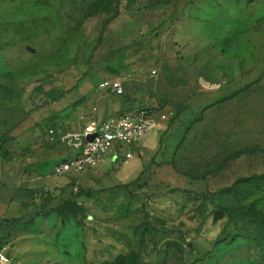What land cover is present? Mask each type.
Listing matches in <instances>:
<instances>
[{
  "label": "rangeland",
  "instance_id": "1",
  "mask_svg": "<svg viewBox=\"0 0 264 264\" xmlns=\"http://www.w3.org/2000/svg\"><path fill=\"white\" fill-rule=\"evenodd\" d=\"M139 107L164 118L131 158L35 166L72 196L0 222L12 264H264V0H0V136L52 147Z\"/></svg>",
  "mask_w": 264,
  "mask_h": 264
},
{
  "label": "built area",
  "instance_id": "2",
  "mask_svg": "<svg viewBox=\"0 0 264 264\" xmlns=\"http://www.w3.org/2000/svg\"><path fill=\"white\" fill-rule=\"evenodd\" d=\"M156 73L155 69L151 70V74ZM125 82L124 75L109 77L102 79L97 87L115 95H122ZM160 117L164 118L152 108L139 107L106 119H90L79 129H50L51 140H58L70 152L56 165L55 173L64 174L70 170L81 173L108 154L112 157L122 155L131 158L132 152L128 150L123 153V147L131 146L149 131L158 128ZM90 135L94 137L88 140ZM0 264H12V258L1 242Z\"/></svg>",
  "mask_w": 264,
  "mask_h": 264
},
{
  "label": "crops",
  "instance_id": "3",
  "mask_svg": "<svg viewBox=\"0 0 264 264\" xmlns=\"http://www.w3.org/2000/svg\"><path fill=\"white\" fill-rule=\"evenodd\" d=\"M104 78L107 77L103 76L98 83ZM93 85H95V82L89 77L82 81L79 88L75 91L77 99L81 97L88 98L90 87ZM84 100L85 98H82L80 102ZM28 126L29 124L25 129ZM9 140L15 143L12 144L15 147L5 149L11 152L8 153L6 161L0 159V222H6L7 219L20 218L27 209L32 207L31 203L33 200L39 201L37 205H40L41 202L42 207L54 208L55 210L65 206L64 203L72 196L71 184L73 179L70 181L51 179L49 175H43L41 172L36 171L35 166L47 159H57L59 162L70 153L69 150L62 144L45 147L41 143L34 148L17 145V136H11ZM42 140L41 138V142ZM28 151H32L33 154H26ZM55 167L51 169V174H55ZM67 189L71 191L69 192L70 195H68ZM38 192L40 194L42 192H51L53 194L48 200L35 199ZM13 202L19 207L18 212L13 217H8L7 211Z\"/></svg>",
  "mask_w": 264,
  "mask_h": 264
},
{
  "label": "trees",
  "instance_id": "4",
  "mask_svg": "<svg viewBox=\"0 0 264 264\" xmlns=\"http://www.w3.org/2000/svg\"><path fill=\"white\" fill-rule=\"evenodd\" d=\"M9 139H11V137L7 136V134H4L3 136H0V141L4 142V141H8ZM7 155L8 152L2 148L1 144H0V159L2 161H6L7 160Z\"/></svg>",
  "mask_w": 264,
  "mask_h": 264
},
{
  "label": "water",
  "instance_id": "5",
  "mask_svg": "<svg viewBox=\"0 0 264 264\" xmlns=\"http://www.w3.org/2000/svg\"><path fill=\"white\" fill-rule=\"evenodd\" d=\"M94 137V135H90L87 137L88 140H91Z\"/></svg>",
  "mask_w": 264,
  "mask_h": 264
}]
</instances>
